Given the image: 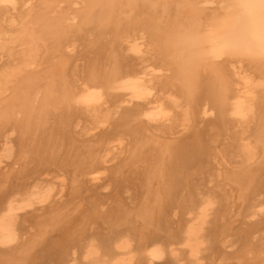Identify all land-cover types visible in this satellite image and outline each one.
<instances>
[{"label":"bare ground","instance_id":"obj_1","mask_svg":"<svg viewBox=\"0 0 264 264\" xmlns=\"http://www.w3.org/2000/svg\"><path fill=\"white\" fill-rule=\"evenodd\" d=\"M186 254L264 264V0H0V264Z\"/></svg>","mask_w":264,"mask_h":264},{"label":"rangeland","instance_id":"obj_2","mask_svg":"<svg viewBox=\"0 0 264 264\" xmlns=\"http://www.w3.org/2000/svg\"><path fill=\"white\" fill-rule=\"evenodd\" d=\"M14 138L17 139L16 136H12V141L16 143V140H13ZM13 142H12V145L15 146L16 144L13 143ZM5 166H6V165H4V166L2 165V167H5ZM7 169H9V167H8ZM44 176H45L46 178H49V176H48L47 174H43L41 178H43ZM102 184H103V183H101V184L99 185L98 192H100V194L102 193V195L105 194V193H106L105 195L111 193L110 189H108V188L105 189L104 186H103ZM102 188H103V189H102ZM100 189H102V191H101ZM105 190H106V191H105ZM108 190H109V191H108ZM107 191H108V192H107ZM103 192H104V193H103ZM164 260L167 261V260H168V257L164 258ZM164 260H162V261H164ZM166 261H165V262H162V264L166 263ZM158 263H159V262H158ZM160 264H161V262H160ZM179 264H192V263H190V260L188 259V255L186 254V255L184 256V258H182V262H180ZM202 264H204V263H202Z\"/></svg>","mask_w":264,"mask_h":264}]
</instances>
